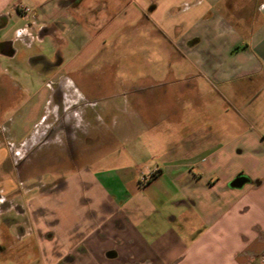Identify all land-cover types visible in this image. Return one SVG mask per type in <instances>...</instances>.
I'll list each match as a JSON object with an SVG mask.
<instances>
[{"label":"crops","instance_id":"obj_1","mask_svg":"<svg viewBox=\"0 0 264 264\" xmlns=\"http://www.w3.org/2000/svg\"><path fill=\"white\" fill-rule=\"evenodd\" d=\"M154 1L124 0L122 9L131 4L134 12L149 9L147 24L160 25L176 43L164 44L162 59L178 65L186 60L195 71L171 76L170 81L151 73L139 76L128 95L123 94L126 102L111 104L101 96V85L79 86L74 76L57 74L52 64L57 58L64 65L68 59L84 56V24L88 29L106 28L109 1L0 0V56L21 55L12 69L14 76L0 68V88L6 79L8 85L28 92L36 80L38 88L32 93L41 95L42 86L45 90L42 104L30 107L29 115L22 117L32 130L18 144L25 143L46 119L47 104L57 94L52 111L55 128L63 127L65 134L68 128L69 135L73 126L80 127L85 147L101 143L104 130L109 141L128 145V155L119 150L110 155L113 160L124 155L128 162L98 170V177L88 183V188L98 190L107 189L111 182L116 183L113 189L128 188L117 203L127 215L87 216L76 244H71L72 236L43 238L50 241L51 255H68L78 246L84 253L78 260L60 256L49 264H264V111L259 112L255 104L245 107L251 111L246 118L219 120L211 101L214 78L227 91L233 80L255 77L258 85L252 92L264 91V3L245 0L240 6H228L226 14L232 20L226 23L227 33L221 32L229 38L223 50L233 56L232 49L243 41L238 37L242 31L249 32V44L242 64L216 73L199 67L200 62L223 55L210 46L215 38V33L210 37L211 30L216 29L215 24L209 27L214 8L206 0H171L164 5ZM120 9L116 5L112 10L117 14ZM198 25L202 30L194 32L189 42L186 35ZM207 34L211 50L198 54L195 46L201 42L200 35ZM74 97L82 102L77 104ZM220 108L226 115L236 113L227 102ZM125 110L127 118L118 122L116 116ZM239 177L244 183L231 185ZM37 237L41 244L42 236ZM58 238L69 239V245Z\"/></svg>","mask_w":264,"mask_h":264},{"label":"rangeland","instance_id":"obj_2","mask_svg":"<svg viewBox=\"0 0 264 264\" xmlns=\"http://www.w3.org/2000/svg\"><path fill=\"white\" fill-rule=\"evenodd\" d=\"M89 1L87 0V3ZM107 1L110 4L105 17H108L109 24L104 29H88L84 24V56L68 59L64 65H61L57 58L52 62L57 66V74L74 76L73 80L79 86L101 85L104 88L101 96L106 102L119 104L126 102L123 94L128 95L129 87L133 82H137L139 76L144 77L151 73L155 78L170 81L174 76L195 71L186 60L182 61V65H178L162 59L161 49L164 44L176 43L172 41L174 37L171 33L160 25L147 24L151 21L148 16L149 9H143L144 11L139 13L134 12L135 4L122 9L124 0ZM118 1L121 3L118 4ZM170 1L155 0L154 4L164 5ZM244 2L245 0H206V4L211 5L216 12L209 24L211 28L214 24L216 26L210 34V37H213L215 33L216 40L213 37L214 41L212 40L213 44L211 42L210 46L212 49L214 45L223 55L215 57L213 61L200 62L201 70L210 69L220 73L225 68H236L242 64L244 54L246 55L244 48H247V43L249 44V41L247 42L250 37L249 32L242 31L238 35L243 41L238 40L236 47L231 48L230 55L233 56H229L223 50L229 38L227 34L221 32L226 30L227 33L226 23L232 20L230 15L226 14L228 6L232 4L240 6ZM258 2L264 3V0ZM251 4L250 2L248 6ZM116 5L122 9L117 14L112 10ZM154 18L152 21L155 20L157 23ZM198 27L200 25L186 35L189 42L194 37V32L202 30ZM207 36L208 34L200 35L201 42L194 49L199 51L198 54L211 50ZM237 53L243 55L236 56ZM20 56L16 58L0 56V68L9 69V74L14 76L12 69L20 61ZM44 80L45 78L41 79V85ZM211 80L215 89V96L211 101L217 106L215 116L219 120L237 116L246 118L250 116L249 109L255 104L259 112L264 111V91L259 89L256 93L252 92L258 85L257 78L248 76L237 78L227 84L226 87L230 88H226L227 91L223 89L224 84H221L219 79ZM17 82L20 84V79ZM2 83L3 86L0 88V264H49L60 256L67 261L78 260L84 254L80 246L68 255L55 256L51 255L50 241L43 238L53 234L63 237L72 236L71 244H76L84 232V219L87 216L96 218L106 216L113 219L115 216L127 215L128 211L120 209L117 203L120 194L125 196L128 194V188L122 191L113 189L116 183L111 182L107 189L98 190L88 188V183L94 177H98L97 172L114 169L118 162H128L124 155L121 160L119 158L113 160L110 156L114 150L128 155V145L124 141L111 139L109 141L107 139L109 133L104 130L101 143L85 147L84 133L80 127L73 126L69 135L68 128L66 134L63 127L55 128L52 111L54 102H57V94L51 95V102L47 104L46 119L36 127L35 132L25 143L18 144L19 140L32 130L31 126L23 123L22 117L29 115L30 107L34 108L42 104L45 90L42 86L39 91L41 95L32 93L38 88L36 80L34 87L28 92L17 86L8 85L6 79L2 80ZM113 92H116V95H113ZM73 99L77 104L82 102V99L77 97ZM225 102L235 108L236 113L233 111L231 114H224L220 106ZM245 107L249 109L245 110ZM125 117L127 118L126 110L118 113L116 120L122 122ZM108 128L112 133L113 126ZM97 160H101L98 165L95 164ZM139 177L142 178L141 173ZM38 235L42 236L41 244L37 239ZM62 239L58 238V241L65 244L66 239ZM69 242V239L66 240L67 245ZM44 252L48 253L44 254Z\"/></svg>","mask_w":264,"mask_h":264},{"label":"water","instance_id":"obj_3","mask_svg":"<svg viewBox=\"0 0 264 264\" xmlns=\"http://www.w3.org/2000/svg\"><path fill=\"white\" fill-rule=\"evenodd\" d=\"M245 179L243 177L236 178L231 185L233 186H240L244 183Z\"/></svg>","mask_w":264,"mask_h":264}]
</instances>
